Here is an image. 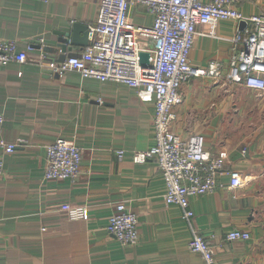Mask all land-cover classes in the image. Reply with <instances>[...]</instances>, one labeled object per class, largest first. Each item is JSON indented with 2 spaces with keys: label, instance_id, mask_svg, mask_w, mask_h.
Listing matches in <instances>:
<instances>
[{
  "label": "crops",
  "instance_id": "0c3cea01",
  "mask_svg": "<svg viewBox=\"0 0 264 264\" xmlns=\"http://www.w3.org/2000/svg\"><path fill=\"white\" fill-rule=\"evenodd\" d=\"M100 1L0 0V40L17 42L29 55L24 63L0 65V140L17 144L13 153L0 147V264H203L189 249L191 229L181 208L165 202L156 160L134 161L137 152L154 146V102L123 83L48 68L85 50L88 44L70 42L63 52L61 34L74 23L94 24ZM240 11L264 14V0H245ZM128 17L138 26L154 22L144 4L132 6ZM247 27L233 19L198 27L191 63L202 69L222 63L223 75L216 81L197 75L185 83L173 124L184 137L203 134L212 154L226 156L217 188L190 197L194 225L219 264H264V118H257L264 115V96L226 76L235 47H243L232 39ZM242 94L261 107L243 109L242 99L235 103ZM60 137L75 139L82 149L75 180L44 178L47 147ZM229 171H238L244 185L230 188ZM119 202L138 216L136 245L125 246L107 231ZM64 203L87 206L89 218L70 220L61 211ZM233 231L251 237L230 241Z\"/></svg>",
  "mask_w": 264,
  "mask_h": 264
},
{
  "label": "built area",
  "instance_id": "2783aa9c",
  "mask_svg": "<svg viewBox=\"0 0 264 264\" xmlns=\"http://www.w3.org/2000/svg\"><path fill=\"white\" fill-rule=\"evenodd\" d=\"M245 0H101L96 22L89 27V44L83 52L62 62H50L48 68L61 74L76 71L83 78L112 80L134 88L142 99L154 102V146L137 152L136 163L155 159L165 179L167 204H177L182 219L191 229L189 249L198 253L203 264H219L214 247L194 225L195 214L190 197L213 192L220 184L219 173L225 170L226 156L212 154L201 133L184 137L173 129L177 119L175 108L184 102L183 85L194 76L205 75L213 80L222 78L223 64L211 62L207 68H196L190 54L200 25H217L220 20H239L249 25L239 31L233 41L235 47L230 58L227 80L264 96V14L245 16L240 6ZM144 4L154 16L152 26L133 24L129 9ZM141 52L149 53V66L141 64ZM28 52L14 41L0 40V65L28 61ZM41 57L39 62L42 63ZM5 117L0 113V131ZM0 147L13 153L17 144L0 140ZM120 159L125 151L117 152ZM83 160L82 149L75 139L58 138L47 147L46 180H75ZM0 158V175L4 173ZM230 188L244 185L238 171H229ZM61 211L70 220H87V206L64 203ZM109 234L123 245L139 242V219L136 213L119 202L109 218ZM249 232L233 231L230 241L248 240Z\"/></svg>",
  "mask_w": 264,
  "mask_h": 264
},
{
  "label": "water",
  "instance_id": "95a60500",
  "mask_svg": "<svg viewBox=\"0 0 264 264\" xmlns=\"http://www.w3.org/2000/svg\"><path fill=\"white\" fill-rule=\"evenodd\" d=\"M245 23V22H244ZM83 35V36H81ZM87 45L89 44V26L83 23H74L71 27V31L61 34L60 44L63 52H66L68 43ZM141 64L144 67L149 66V53L141 52Z\"/></svg>",
  "mask_w": 264,
  "mask_h": 264
},
{
  "label": "rangeland",
  "instance_id": "374dc122",
  "mask_svg": "<svg viewBox=\"0 0 264 264\" xmlns=\"http://www.w3.org/2000/svg\"><path fill=\"white\" fill-rule=\"evenodd\" d=\"M240 99L245 102L246 105L243 106V109H249V108H259L261 106H258L256 104H262L261 102L256 101L255 99L251 98L249 94H242V95H235V103H240ZM258 106V107H257ZM247 117V112L245 115L243 114V118ZM257 118H264V115L261 114Z\"/></svg>",
  "mask_w": 264,
  "mask_h": 264
}]
</instances>
